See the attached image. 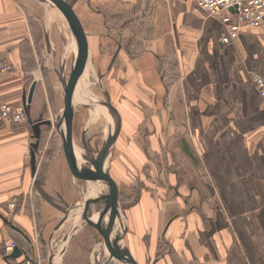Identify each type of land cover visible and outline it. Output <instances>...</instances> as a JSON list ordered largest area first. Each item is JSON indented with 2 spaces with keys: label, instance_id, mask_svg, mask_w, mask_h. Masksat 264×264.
Masks as SVG:
<instances>
[{
  "label": "crops",
  "instance_id": "0c3cea01",
  "mask_svg": "<svg viewBox=\"0 0 264 264\" xmlns=\"http://www.w3.org/2000/svg\"><path fill=\"white\" fill-rule=\"evenodd\" d=\"M66 1L77 16L89 9L102 19L99 25L89 15L85 34L118 26L105 9L111 1L131 7L132 20L123 28L139 31L148 17L142 48L115 43L113 52L103 54L108 65L100 81L119 104L120 133L112 147L121 144L120 162L109 171L116 192L126 169L140 166L141 108L150 104L168 108V131L180 129V152L201 164L194 176L212 193L195 201L184 191L198 193L196 186L144 187L127 207L116 205L125 264H264V105L251 80L253 73L264 79L260 32L243 28L235 41L222 44L224 24L192 0ZM47 7L42 0H0V57L12 65L0 78V102H24L35 84L27 120L0 124V264H24L25 257L10 261L3 255L10 240L25 246L36 264H116L109 252L112 236L106 239L85 216L81 181L89 180L77 175L85 165L77 160L71 166L62 148L64 65L56 70ZM41 50L51 55L50 66ZM37 120L54 126L59 140L40 139L53 154L44 160L38 146L32 166L31 121ZM139 168L128 175L132 182Z\"/></svg>",
  "mask_w": 264,
  "mask_h": 264
},
{
  "label": "rangeland",
  "instance_id": "374dc122",
  "mask_svg": "<svg viewBox=\"0 0 264 264\" xmlns=\"http://www.w3.org/2000/svg\"><path fill=\"white\" fill-rule=\"evenodd\" d=\"M42 1H44L48 6L45 19L47 18L49 23L52 25L49 30L50 33L52 32V46L55 47L52 49L54 52V64L56 70L58 71L59 68L64 65V70L61 73L64 77V82L66 83L72 63V58L76 52L75 41L69 30L66 20L59 12V10L53 7L49 1ZM130 8V6L126 7L122 3L116 5L113 1H111V3H106L105 9L108 11V15L111 16L109 17L110 23L112 24L115 21L117 22L118 26L114 28L110 25L112 28H109L108 26L106 30H103V33H98L94 31L88 32L86 34L90 50L88 48V56L84 62L82 71L78 77L76 84V97L79 100H106L104 94V87L100 81V76L107 71L108 65L104 63L102 64V60L103 62H105L103 59L104 51H107L109 53L113 52L116 44L136 45L140 43V46H136L137 49H140L143 46L144 40L148 38L150 26L147 16H143L139 31L138 27L136 28L137 30H133L132 28L125 27L124 29L120 26L121 24H125L128 20L131 19ZM88 11L90 12L89 9ZM88 11L85 12L83 9H81L78 12V18L80 19L82 25L86 24L87 20L89 21L91 19L88 17L89 15L93 16L94 18L96 16L97 20L100 21L99 25H101L102 19L98 15H91V12L89 13ZM40 13L41 12L38 13L39 16L41 15ZM118 14L120 15L118 16ZM114 16L117 18H113ZM111 19L113 22L111 21ZM88 23L90 24V22ZM104 47L105 49L102 52L101 49ZM41 56L43 57L45 65L50 66L51 55L46 53L45 50H41ZM161 69L162 75H164L163 73L166 71L164 66ZM169 69L171 76H174V69L173 71L171 67ZM58 101L60 102L59 99ZM110 101L116 108L118 107L119 104L116 98L113 97L112 100L110 99ZM60 103L62 104V101ZM146 106L147 108H141V116L139 123L141 137V161L139 166L140 168L136 167V165L135 167H128L130 171L129 169H126V177H124L123 182L119 185L115 182L118 186V191L116 192L115 206L119 205L121 207H127L129 204L136 200V198L139 196L140 192L144 187L157 190V187L164 188L173 185H181L186 187L196 186L197 188L201 189L199 190L200 192L192 193L191 188L189 189V187H187L188 189H185L184 191L185 196L189 199L193 198L195 201L202 200L203 198L211 199L212 193H207L205 189H202V187H200V184H198V178H195L194 176V169H199V167L201 168V164L199 163V166L198 161L195 159H193L192 161L187 160L185 156L180 152V129H175V131L173 130V132L170 130L168 131V108H149L150 104ZM74 108H76V110L71 131V139L74 149L79 154H87L95 158L97 157V154L101 149L108 133L114 128V121L111 118L109 112L107 111L108 109L101 105H75ZM42 129L44 130V132L40 136L39 140L45 137H50L52 140H57L58 143L59 132L54 126L48 128L47 125L43 124ZM127 131L125 130L126 134L131 135L132 131L130 130V134L127 133ZM32 140L34 141V139ZM117 144L115 145V147H112L113 154L110 158V161L106 163L107 157L104 161V164L106 163V165L103 167L104 173H107L110 178L111 176L109 174V171L112 170L116 163L120 162L119 147L121 144ZM38 146L39 154L42 153V155L44 156V160H47L52 156L53 147L43 148L42 144H39ZM50 146H53V144L51 143ZM122 147L125 148L123 145ZM44 162L46 163V161ZM81 162L85 166L92 168V170H95L92 165L84 163L83 161ZM133 168H139V170L136 171L138 173V176L136 178L134 177L135 180L132 182V178L130 176L128 177V175L132 176ZM201 180H203V178H201ZM204 180L206 182L208 181L207 178H204ZM92 183L93 181H81L83 191L82 194L84 198L83 200H85V197L87 196V192L89 190L88 187ZM169 192L170 190H168V193ZM107 194L108 187L106 181L101 182L96 195L97 198H99V203L98 206L95 205L94 207L97 211L94 214L98 215V212H101L102 203H108L109 207H107V212L111 213V211H114L115 215L113 214V216L114 221H116L117 218H119V215H117L118 211L116 209L113 210L111 208L110 203L112 201H108V199H110L111 197L109 198ZM103 221L106 222V219L104 218Z\"/></svg>",
  "mask_w": 264,
  "mask_h": 264
},
{
  "label": "water",
  "instance_id": "95a60500",
  "mask_svg": "<svg viewBox=\"0 0 264 264\" xmlns=\"http://www.w3.org/2000/svg\"><path fill=\"white\" fill-rule=\"evenodd\" d=\"M49 1L53 7L59 10L64 19L67 22L69 30L74 38L76 45V52L73 55L71 67L68 73V79L63 86V113L59 121L60 136L62 141V147L64 153L66 154L70 165L72 166L73 162L77 160L86 162L94 167L95 170L85 166L80 172H77L78 176L83 177L89 181H93L94 189L92 191L91 186L88 187L87 196L85 197L84 210L85 216L89 224L99 229L103 236L107 239L109 236H112V244H109L110 258H115L117 260L116 264H125L128 261V252L126 247L123 245L122 236L119 230V227L114 221V211L111 213L107 212L108 203L105 207L101 206V212H98V215L95 216L92 213L93 205L97 198V188L100 186L101 182L106 181L108 187V196L112 202L111 208L115 210L116 204V188L114 183L110 179L107 173H104V161L109 155L110 149L113 143L116 140V137L120 130V116L116 107L111 103L110 97L106 90L104 94L106 97L105 101H83L79 100L76 97V84L78 77L82 71L84 62L88 56V45L86 40V34L78 18L76 12L74 11L72 4L66 0H45ZM34 85L32 84L29 88V91L24 98L27 102V105L30 104L32 99V94L34 90ZM75 105L82 106H94L101 105L108 109L111 118L114 121V128L108 133L101 149L99 150L97 157L93 158L91 156H86L85 154H79L72 144L71 131H72V118ZM45 124L43 121H31L32 127V137L34 141L31 142L30 148V163L32 166L35 165V152L37 150L40 138V126ZM72 168V167H71ZM113 212V213H112ZM115 215V214H114ZM104 218L106 222L103 221ZM21 255V251L18 247H15L13 252L9 257L17 258ZM110 263V262H109Z\"/></svg>",
  "mask_w": 264,
  "mask_h": 264
},
{
  "label": "built area",
  "instance_id": "2783aa9c",
  "mask_svg": "<svg viewBox=\"0 0 264 264\" xmlns=\"http://www.w3.org/2000/svg\"><path fill=\"white\" fill-rule=\"evenodd\" d=\"M192 2L198 10L224 24L225 32L220 36L222 44L235 41L243 28L257 29L264 42V0H192ZM11 69L12 65L0 57V78L9 73ZM251 80L264 105V79L259 74L253 73ZM27 106L26 101L16 105L0 102V124L25 122L27 120ZM9 206L13 207L14 204L11 202ZM15 247L21 251L19 257H25L24 264H36L29 257L26 247L15 240H10L4 244L3 255L9 256Z\"/></svg>",
  "mask_w": 264,
  "mask_h": 264
},
{
  "label": "bare ground",
  "instance_id": "6f19581e",
  "mask_svg": "<svg viewBox=\"0 0 264 264\" xmlns=\"http://www.w3.org/2000/svg\"><path fill=\"white\" fill-rule=\"evenodd\" d=\"M100 185V184H99ZM91 186V189H92V191H93V189H94V186H93V183L90 185ZM98 190H99V187L97 188V192H98ZM98 203H99V201L98 200H95V202H94V205H93V209H92V213L94 214V213H96L97 211L95 210V205H97L98 206Z\"/></svg>",
  "mask_w": 264,
  "mask_h": 264
},
{
  "label": "trees",
  "instance_id": "16d2710c",
  "mask_svg": "<svg viewBox=\"0 0 264 264\" xmlns=\"http://www.w3.org/2000/svg\"><path fill=\"white\" fill-rule=\"evenodd\" d=\"M5 257H6L7 260H10V261H14L15 260V258H12V257H9V256H5Z\"/></svg>",
  "mask_w": 264,
  "mask_h": 264
},
{
  "label": "flooded vegetation",
  "instance_id": "af4514ba",
  "mask_svg": "<svg viewBox=\"0 0 264 264\" xmlns=\"http://www.w3.org/2000/svg\"><path fill=\"white\" fill-rule=\"evenodd\" d=\"M86 156H89V155H87V154H85Z\"/></svg>",
  "mask_w": 264,
  "mask_h": 264
}]
</instances>
